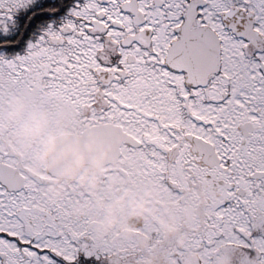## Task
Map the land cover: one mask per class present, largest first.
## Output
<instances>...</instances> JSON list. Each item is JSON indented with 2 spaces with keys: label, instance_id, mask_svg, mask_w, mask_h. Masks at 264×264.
<instances>
[{
  "label": "snow or ice",
  "instance_id": "snow-or-ice-1",
  "mask_svg": "<svg viewBox=\"0 0 264 264\" xmlns=\"http://www.w3.org/2000/svg\"><path fill=\"white\" fill-rule=\"evenodd\" d=\"M5 87L120 128L134 178L181 167L212 194L208 242L264 264V0H0ZM10 164L0 264H118L67 215L76 194L51 203Z\"/></svg>",
  "mask_w": 264,
  "mask_h": 264
},
{
  "label": "flooded vegetation",
  "instance_id": "flooded-vegetation-1",
  "mask_svg": "<svg viewBox=\"0 0 264 264\" xmlns=\"http://www.w3.org/2000/svg\"><path fill=\"white\" fill-rule=\"evenodd\" d=\"M12 90L15 93H2L4 88L0 96L11 98L25 94ZM25 98V117L24 113L13 115L10 106L0 113V129L41 132L45 139L42 165L35 171L20 153L10 150L7 154L2 153V157L11 161L9 175L26 186L39 187L43 194L59 195L57 200H50L51 203L67 201L70 195L76 194L69 202L67 215L74 223L83 221L91 252L93 193L99 191L109 199V210L121 206L125 213L118 222L120 227L108 213L106 224H99L110 247L106 251H97L100 254L131 259L132 264H234L236 249L217 248L208 242L207 220L212 215L209 206L212 194L204 184L189 182L184 170L172 164L168 165L163 177L137 174L134 178L130 170L136 168L137 160L128 158L127 137L120 128L107 122L84 123L91 111L87 108L77 112L69 106L43 101L28 93ZM49 129L53 132L46 135ZM87 133L90 134L91 151L101 164L92 165L71 177L51 173L47 156L51 139L58 136L77 138ZM261 243L264 241H257V245ZM120 246L124 249L119 250ZM206 249L211 250L207 253Z\"/></svg>",
  "mask_w": 264,
  "mask_h": 264
},
{
  "label": "rangeland",
  "instance_id": "rangeland-1",
  "mask_svg": "<svg viewBox=\"0 0 264 264\" xmlns=\"http://www.w3.org/2000/svg\"><path fill=\"white\" fill-rule=\"evenodd\" d=\"M2 93L15 92L12 90V88L5 87V91ZM21 94L22 93H19L17 97L11 98L0 96V113L11 106L13 115L19 116L24 113L23 117H25V105L27 102L25 98L26 93L23 95ZM50 132H53V130L49 129L46 132V135H50ZM44 140L45 139L41 136V132L38 134L31 129H0V157H2V153L7 154L10 150L15 153H20L21 158L28 162L31 168L36 171L42 165V154L44 152L45 146ZM93 185L96 184L93 182ZM56 191L60 193L59 190L56 189ZM41 195L48 201H55L59 197V195L52 193H41ZM108 201L109 199L106 197L105 193H101L99 191L97 193H93V228H89L90 233H93V253L110 249L107 240L103 236L104 231L101 229L102 226L99 224H106L107 218L110 215V217L114 216V222H116L120 227V224L118 222H120V220L125 215L123 209H121V206H119L115 210H109V206L107 205ZM114 201L117 202L116 200ZM78 224H81L83 228V221ZM122 249L124 248L120 246L119 250ZM207 250L210 251L211 249H206L204 251ZM207 253L209 252L207 251ZM117 261L118 264H132L131 259L125 260L124 258H117Z\"/></svg>",
  "mask_w": 264,
  "mask_h": 264
},
{
  "label": "water",
  "instance_id": "water-1",
  "mask_svg": "<svg viewBox=\"0 0 264 264\" xmlns=\"http://www.w3.org/2000/svg\"><path fill=\"white\" fill-rule=\"evenodd\" d=\"M89 133L77 138L58 136L48 145V170L58 176L71 177L80 171L88 170L102 161L96 159L91 151ZM93 153V155H92ZM11 168L8 167L10 174Z\"/></svg>",
  "mask_w": 264,
  "mask_h": 264
}]
</instances>
